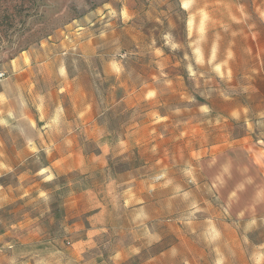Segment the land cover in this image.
<instances>
[{
  "label": "rangeland",
  "instance_id": "rangeland-1",
  "mask_svg": "<svg viewBox=\"0 0 264 264\" xmlns=\"http://www.w3.org/2000/svg\"><path fill=\"white\" fill-rule=\"evenodd\" d=\"M0 72V264H264V0H0Z\"/></svg>",
  "mask_w": 264,
  "mask_h": 264
},
{
  "label": "clouds",
  "instance_id": "clouds-1",
  "mask_svg": "<svg viewBox=\"0 0 264 264\" xmlns=\"http://www.w3.org/2000/svg\"><path fill=\"white\" fill-rule=\"evenodd\" d=\"M184 7H187V4H185ZM239 13H240L241 20H245V19H247V14L245 13L243 6H240V8H239ZM234 19H235V18H234ZM237 22L239 23L240 21H237ZM233 35H235V33H234ZM163 39H164V41L166 42V44H167L168 46H170L172 49H177V48L180 47V45H178V44H176V43H174V42L172 41V38H171L170 35H165V36L163 37ZM185 58H187V57H185ZM196 63H197V64H203L204 61H203V59L199 58V56H198L197 59H196ZM212 70H213V71H216V72H219V68H217L216 66H213V69H212ZM188 72H189L191 78H193V79H196V78H197V73H196V72H193L191 66H189V68H188ZM208 110H209L208 108H204V109H203V111H205V112H207ZM177 111H179V110H177ZM33 151H36V150L33 149ZM0 167H3V169H4L3 172H0V175H2V174H4V173H8V172H12V171H13V169H12L11 167H8L6 164H4V165H0ZM44 172H49V169H44ZM53 178H54V177H53L51 174H49V175H47V176L44 177V179H46V180H52ZM193 179H194V178H193ZM40 196L43 197L45 200L48 199V194L45 193V192H41V193H40ZM5 247L10 249V248H12V245H11V244H8V245H6ZM12 264H16V261L13 260Z\"/></svg>",
  "mask_w": 264,
  "mask_h": 264
},
{
  "label": "built area",
  "instance_id": "built-area-1",
  "mask_svg": "<svg viewBox=\"0 0 264 264\" xmlns=\"http://www.w3.org/2000/svg\"><path fill=\"white\" fill-rule=\"evenodd\" d=\"M5 73H3V72H0V80H3V79H5Z\"/></svg>",
  "mask_w": 264,
  "mask_h": 264
},
{
  "label": "crops",
  "instance_id": "crops-1",
  "mask_svg": "<svg viewBox=\"0 0 264 264\" xmlns=\"http://www.w3.org/2000/svg\"><path fill=\"white\" fill-rule=\"evenodd\" d=\"M30 66V65H29ZM31 67V66H30Z\"/></svg>",
  "mask_w": 264,
  "mask_h": 264
}]
</instances>
